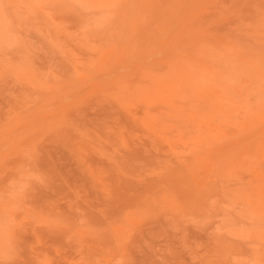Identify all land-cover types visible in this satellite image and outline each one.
Wrapping results in <instances>:
<instances>
[{"label": "rangeland", "instance_id": "1", "mask_svg": "<svg viewBox=\"0 0 264 264\" xmlns=\"http://www.w3.org/2000/svg\"><path fill=\"white\" fill-rule=\"evenodd\" d=\"M0 264H264V0H0Z\"/></svg>", "mask_w": 264, "mask_h": 264}]
</instances>
